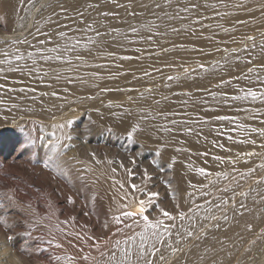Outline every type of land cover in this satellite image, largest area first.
Masks as SVG:
<instances>
[{
	"label": "snow or ice",
	"instance_id": "6c2138e0",
	"mask_svg": "<svg viewBox=\"0 0 264 264\" xmlns=\"http://www.w3.org/2000/svg\"><path fill=\"white\" fill-rule=\"evenodd\" d=\"M30 7L26 9L28 16H32L35 11L39 19L33 17L31 28L29 29L28 17H21L22 23L19 24L18 30L20 35L12 39L10 42L0 40V44H8V47L0 48V111L6 114L32 113L36 114L37 107L42 112L51 113L54 118L56 110H63L66 105L73 103H82L84 99L93 100L97 97L88 96L75 100H69L67 96L60 95L54 89L51 81L71 83L73 79L80 83H86L82 76H65L62 75L58 67L54 65H67L68 70L75 72L81 65L93 66L97 68H122L124 61H137L142 63L141 57L147 53L148 58L153 56L159 58L161 53L170 54L173 50L183 51L189 54H198L192 58V63L188 64V58H182L179 65L183 69V77L171 76L167 77L168 81H176L177 86H182L186 81H204L208 80L211 85L215 80V90L208 85H202L197 92L202 91V95H195L192 92H181L176 95L186 97L178 102L186 109L182 114L177 112L169 113L167 109L163 110L165 118L171 116H181L179 119H171L172 127L165 125L160 126L157 130L166 133L174 142L177 135H183L188 138H194V142L203 148V151L197 150L192 152L187 147L176 148L178 153H186L188 163L186 168L189 172L195 173L204 180L215 175L218 180L235 182L234 188L225 186L218 189L227 195L229 192L232 196L225 199L224 196L217 197L216 200H205L204 204L197 203L193 197L200 192L202 197H207L211 193L203 191L198 184L203 181L191 182L187 184L185 194L188 197L187 211L181 210L185 201L183 198L176 201L175 211L177 215H173L169 211L160 207L155 203L153 198L158 193L149 189V182L152 177L147 169H143L142 179L140 183L126 182L124 180H114L113 184L120 193L119 199L113 198L115 208L111 219L102 225V228L108 229L112 233V239L100 241L95 236H89L81 231H77L76 224H69L67 220L58 221L52 227L61 237L73 238L81 244V255L61 257L55 256L54 259L59 262L67 259L68 264H169L171 257L177 256L178 253L184 251L182 245L191 242L193 239L200 240L202 237L198 235L207 230L200 221L217 222L214 227H219V221L228 222L227 207L231 202L236 200V189L240 188V179H247L257 173V169L264 171V163H260L256 167H248L246 172H240L236 167L237 164L243 163L248 165L254 164L253 158L264 160V31L259 32L261 39L257 41L254 35L243 34L240 39L235 38V34L243 27L257 24L256 18L251 13L259 11L261 17H264V2L260 3L257 9L248 6L249 0H160L152 5H144L137 3V0H27ZM176 5L174 11H168ZM152 7L154 11L155 21H149L147 24H141L136 27L128 22L127 19L122 20V24H115L121 17V13L116 10H123L124 14L137 17L138 13L135 8ZM223 7L231 9V11H219ZM59 9V11H57ZM201 9L212 10L214 15L211 19L225 20L228 18L229 26L220 23L205 24L204 21L209 19L201 12ZM155 10H161L163 14ZM241 12L249 14V18L237 19L234 22L230 18L239 16ZM181 22L179 27L175 26V22ZM4 22V17L0 16V23ZM28 31L25 34V30ZM163 29V30H161ZM205 30L210 34L204 35ZM227 39H220V34ZM170 34L185 37H195L206 43H214L217 45L214 50H205V47L193 45L187 46L186 43H177L171 41V48L161 47L157 41V37H167ZM31 37V39H29ZM132 37H135L133 39ZM235 44L236 47H229L228 44ZM131 45H145L144 48L136 47L133 49L139 55H118L110 49H127ZM152 45L160 47V52L150 50ZM223 45V46H221ZM21 48L24 50L22 51ZM32 49V51H28ZM218 53L219 58L210 61H203L199 57L212 56ZM73 57L78 64H73ZM93 60L104 58L111 61V64H94L89 65L88 59ZM45 65L48 70H45ZM241 65L244 67L241 68ZM170 66V65H168ZM246 68V71L244 70ZM156 72H162V69L156 68ZM236 71L238 74L229 76L228 74ZM127 72L111 73L110 78L115 79L120 75H126ZM94 80H103L98 73L89 74ZM133 79H141L135 73H132ZM144 77L151 76L147 70L143 71ZM227 77V78H226ZM211 78V79H209ZM36 84H45L47 89L52 91H41L37 95V90L28 81ZM167 87V85H165ZM259 86V87H257ZM97 87V85H93ZM109 88H101V93L110 91ZM117 91H129V89L117 88ZM65 93L68 88H64ZM151 92V89H147ZM47 97L52 101V105L45 107L44 104H38V101H44ZM142 99H147L141 93ZM210 98V99H209ZM131 99V97H129ZM165 102L169 101V97L164 96ZM30 102L25 104L24 102ZM59 102V103H57ZM160 104V101H156ZM34 105L36 107H34ZM107 107L111 108L109 103ZM192 108L193 111H187ZM199 113V114H197ZM213 113V115H205ZM7 115L5 116V119ZM35 123V121H34ZM69 119L65 123H53L51 127L54 130L63 131L66 126L72 125ZM19 127V126H18ZM139 125L133 127L132 132L128 133V139L132 140V133L137 131ZM23 132V127H20ZM41 133L45 132V128L41 125ZM87 132L88 129H85ZM54 139H49L46 146L49 150V163L45 167L51 168L55 163L56 167L52 171L57 175H66L65 168L58 162L62 158L63 149L67 145L62 144L63 140H72V136L64 134L57 136L56 131L50 133ZM40 141L45 140L42 134ZM225 141V142H222ZM37 138L28 137L27 145L35 147ZM183 143V142H181ZM232 145H236L237 150L233 152ZM241 147L256 148L258 151L240 150ZM215 149H219L221 153L229 155L216 154ZM156 156H161V152L157 151ZM211 157L214 167L219 171H208L205 167H195L193 158ZM177 162L173 157L168 168L172 169ZM207 163V160H204ZM96 163H100L99 160ZM115 162L112 159L107 160V164L112 166ZM153 165L159 164L154 159ZM135 165V160L132 161ZM120 169H125L129 181L133 178L134 173L131 168H125L123 162L119 163ZM111 173H117L116 167L110 168ZM163 171V169H161ZM237 176L240 179H237ZM256 184H264V179L256 180ZM211 187H216V181H210ZM171 190V185H168ZM208 187V185H205ZM191 191H188V189ZM256 195L264 200V191L252 189ZM238 195L247 198L249 193L239 192ZM145 197L140 198L138 197ZM173 199H176V193L173 192ZM69 203L72 199L69 198ZM138 205L139 215L134 211H129L131 207ZM234 206V205H233ZM4 205H0L3 208ZM149 207L159 208L160 216L150 218L151 213ZM240 207L244 205L241 202ZM204 212V216H199V211ZM112 211V209H110ZM221 212L217 216L215 212ZM148 213V214H146ZM75 220V218H73ZM179 220L180 223H176ZM187 221V223H185ZM195 221V223H193ZM0 225L11 230L13 225L8 224L5 217L0 215ZM62 225H68V229ZM199 225V227H198ZM70 229V230H69ZM113 229H115L113 231ZM83 233V234H82ZM119 237V238H116ZM12 235L7 237L10 241ZM52 243V241H49ZM10 247V245L8 244ZM56 248H60L61 244L56 243ZM85 249H94L98 255H93ZM24 251V250H20ZM203 259V257H201Z\"/></svg>",
	"mask_w": 264,
	"mask_h": 264
},
{
	"label": "bare ground",
	"instance_id": "6f19581e",
	"mask_svg": "<svg viewBox=\"0 0 264 264\" xmlns=\"http://www.w3.org/2000/svg\"><path fill=\"white\" fill-rule=\"evenodd\" d=\"M25 2H27V0H0V16L4 17L5 22H12L15 19V17L18 15V13L21 11L19 9L20 5L22 3H25ZM122 2H124V0H122ZM155 2H160V0H155ZM211 2H214V0H211ZM229 2L231 3L232 0H229ZM262 2H264V0H249L248 6L251 8L257 9L259 4ZM65 3H67V0H65ZM137 3H142L144 5H152L153 0H137ZM22 6H23V4H22ZM175 7H176V5H174L172 8L167 9V10L168 11H174ZM135 10L138 13L137 17H135V18L132 17L131 15L126 16L124 14L123 10H116V11H119L121 13V17L119 20L114 21V23L119 24L124 28H127V25L122 24L123 19H127L130 24L135 25L138 28L140 27L141 24H147L149 21H155L156 23H160V21H156L155 16L152 15V12L154 11V9L152 7H148V8L136 7ZM218 10L221 12L231 11V9H225L223 7H220ZM57 11H59V9H57ZM155 11L160 12L161 15L163 14V12L161 10H155ZM201 12H203V14L205 16L210 17L209 19H206L204 21L205 24H208V23L216 24L219 21L220 23L225 24L226 27L229 26L228 18H226L225 20H219V18L211 19V17L214 15V12L212 10L205 11L204 9H201ZM251 16H254L256 18L257 24L241 28L235 34V38L237 40H239L241 35H243L245 33L248 35H254L256 37H260L259 32L264 31V17H261L260 12L257 10L255 12L251 13ZM34 17L36 19H39V17L36 16V13H35ZM244 18H249V14L246 12H241V14L239 16L232 17L230 19L232 22H234L237 19H244ZM180 23L181 22H179V21L175 22V26L179 27ZM2 26H3V24H2ZM30 28H31V26H30ZM161 30H163V29H161ZM27 31L28 30L26 29L25 34ZM6 32L5 31L1 32V30H0V40L10 42L12 39H14L20 35V32L18 33L17 31L16 32L18 34H13V35L12 34L7 35ZM13 33H14V31H13ZM8 34H10V33H8ZM209 34L210 33L207 30H205L204 35H209ZM132 38L135 39V37H132ZM219 38L220 39H227L226 37L223 36L222 33L220 34ZM29 39H31V37H29ZM156 39H157V41L161 47H167V48H171V43H170L171 41H175L177 43H186L187 46H189V47H191L193 45L202 46V47H205L206 51L209 49L214 50V48L217 46L214 43H206L202 40H197L195 37H187L186 38L185 35H183V34H181L180 36H175V35L170 34L167 37H157ZM258 42H259V40H258ZM221 46H223V45H221ZM228 46L229 47H236L237 45L229 43ZM5 47H8V44H0V48H5ZM136 47L144 48L145 45H131L129 48L124 49V50L116 49V48H112L110 50L115 51L118 55H139L138 53H135L133 51V49H135ZM21 50L23 51L24 49L21 48ZM150 50H154L155 52H160V47H157L156 45H152ZM28 51H32V49H28ZM197 55L198 54H194V53L189 54V53H185L183 51L173 50V52L170 54L161 53L159 58H157L155 56L148 58V54L145 53L141 57L142 63H139L135 60L117 62V63L123 64V67L119 68V69L114 67V66L105 69V68H97V67H93V66H87L86 67V66L81 65L77 68V70L75 72H73V71L68 70L69 66H67V65H54V66L59 68L62 75L72 76V77L82 76V77H84V79L86 81V83H80L79 81L73 79V81L71 83H67V84L64 83L63 81H60V82L51 81V83H53L54 89L58 92V94L67 96V98L69 100H75L77 98L88 97V96H93V97H97V98L93 99V100L84 99L82 103H73L71 105H66L63 110H56L55 111L54 118H53V115L51 113L42 112L39 107H37L36 114L22 113V112L21 113L13 112L11 114H6L5 112L0 111V136L11 133V130L6 128L10 125L15 126L16 128H19L20 126H25V127L28 126L29 127L31 125H32L31 127H33V125H34V127L37 126V127L41 128V125H43L45 128V132L47 134V137L49 139H54L50 135V133H52L54 130L51 127V125L53 123H65L69 119H71L72 122H75L76 120L74 121V119L75 118L77 119V117H78V116L74 117L75 113L78 115V112H82V111L84 112L86 110L87 111L88 110L89 111L95 110L96 112H94V113L96 114V117L99 120V123L97 122L98 126H99V124H102L105 126H111V127L113 126V128L121 130L125 126L132 124L133 121L135 120L136 121L135 125H139L141 135H144L147 138H154V137H157L159 135H161L164 138H171L166 133H163L162 131H158L157 129L160 126L154 125V122H152V121L143 122V120L147 117L146 114H148V113L146 112V114H145L143 111H139L138 108H135L137 106V105L135 106V104H139L137 106L139 108L148 107V105H150L152 103L154 96H156L159 93V91H168V90H170V89L172 90L174 88L183 89L181 92H184V93L192 92L193 94H195L197 96L202 95L203 94L202 91L197 92V89L201 88L202 85H208L207 79L204 81H197L195 83L192 81H186L182 84V86H179V87L177 86V82H176V85L165 83L168 81L167 77L169 75L174 76V77L175 76H181V78L183 77V69L179 67V65L182 63V58H188V64L184 65V67L187 68L192 63V58L197 57ZM219 55L220 54H218V53H214V55H212V56L199 57V59L207 62V61H210L213 59H218ZM86 58L88 59L89 65L111 64L112 63L111 61L104 59V58L95 59V60H93L91 57H86ZM78 63L79 62L75 61V59L73 57V64L75 65ZM168 65H170V66H168ZM44 67H45V70H48L47 65H45ZM243 67L244 66L241 65V68H243ZM156 68L162 69V72H156L155 71ZM144 70H147L148 72H150L151 76L144 77L143 76ZM244 70L246 71V68ZM93 72L98 73L101 77H104V79L103 80H94L89 75L90 73H93ZM116 72H127L128 74L120 75L118 78H115V79L110 78V74L116 73ZM133 72L135 73V75L137 77H142V78L141 79H133V75H132ZM234 73H235V71L229 73L228 75L232 76ZM237 74L238 73L236 72V75ZM209 79H211V78H209ZM48 82L49 81H46L43 84H36L30 80L28 81V83H31L32 86L36 88L37 95H39V93L41 91H52L53 90V89H47L45 87V84ZM215 82L216 81L213 80L211 85H208L212 88V90H215V87H213V84ZM94 84L97 85V87H93ZM165 85H167V87ZM65 87L68 88L67 93H65L63 91V89ZM257 87H259V86H257ZM101 88H109L111 90L101 93L99 91ZM117 88H120V89L127 88V89H129V91H123V92L117 91L116 90ZM193 88H195L196 90L193 91L194 90ZM147 89H151L152 91L149 93L146 91ZM181 92H177V93H181ZM141 93H143L144 96H147L146 100L141 98ZM177 93H175L171 97H169V100L171 99L172 102H178L181 99H186V97L176 95ZM127 94H129L130 96ZM126 95L128 97H131V99H129ZM24 103L28 104L30 102L26 101ZM52 103L53 102L48 100L47 97L44 98V101H38V104H44L45 107L51 106ZM57 103H59V102H57ZM109 103L112 104L111 108L107 107V105ZM158 105H161V104H158ZM34 107H36V106L34 105ZM91 113H92V111H91ZM85 114H86V112H85ZM85 114H82V115H85ZM6 115H7V118L5 119ZM79 115H81V113ZM87 115L89 118L88 113H87ZM92 115H90V116L95 118V115L94 116H92ZM142 115H144V116H142ZM205 115H213V113H207ZM80 117H79L78 121H81ZM88 118H87V120H88ZM92 120H91V123H92ZM34 121H35V123H34ZM87 124H88V121H87ZM94 127H96V126H94ZM168 127H171V126H168ZM68 128H69V126H66L65 129H63V131H60V130H57V131L54 130V131H56L57 136H62L64 134H67L66 133L67 131H69V132L71 131V126H70V130ZM99 128H100V126H99ZM51 129H53V130H51ZM36 132L38 134L40 133L38 131H36ZM83 132H85V131H83ZM89 132H91V131H89ZM176 138L181 140L180 143H176V148L187 147L192 152L196 151V150H200V151L204 150L203 148H201L200 145H197L194 142V138L190 139V138L185 137L183 135H177ZM45 140H46V138H45ZM66 142H67L66 140H63L62 144L66 145ZM181 142H183V143H181ZM222 142H225V141H222ZM67 144H68V142H67ZM110 144H111V142H110ZM41 145H43V144H41ZM44 145H46V143ZM231 147L233 148V152H235L237 150L238 146L232 145ZM79 148H81V147H79ZM92 148H93V146H92ZM176 148H175V150H176ZM31 149H32V147H31ZM43 149H45V147H43ZM65 149H67V148H65ZM82 149H84V148H82ZM88 150H90V149H87V151ZM240 150L258 151V149H256V148H250L249 149L246 147H241ZM214 151L216 154L229 155L228 153H221L219 149H215ZM46 152L48 153V151H46ZM46 152H43V154ZM69 152H70V150H69ZM71 153H73V152H71ZM71 153L69 154L70 156H71ZM64 154H67V156H68V153L64 152ZM171 155L172 156L169 157V159L167 160V164L171 163L172 157H175L177 160V162L174 164L173 168L170 169V171L174 173L176 180H177V183L173 187V188H175V193H176V191L178 194H179V192L185 191L189 181H191V182L203 181L202 184H198V187H200L203 191L210 192L211 194L207 197H202L200 192H197L195 194V196L193 197V199L197 203L204 204L205 207H207V204H205V200H216V198L220 197V196H224L225 199H228L229 197L232 196L231 192H229L227 195H225L223 192L219 191L218 189H222L225 186H227L229 188H234L235 182L229 183V181H225V180H218L217 181V178L215 177V175L209 177L208 180H204L203 177H199L195 173H191L187 170L186 164L188 163V160H187V154L186 153H178L177 151H174L171 153ZM65 157H66V155H65ZM65 157H63L64 160H65ZM69 157H67V158H69ZM71 157L75 158V156H71ZM104 157L105 156H103V159H104ZM73 158H69V161H70L69 164L72 163V164H74V166H75V164H77V166H78V161H80L81 159L78 160V158L76 157L78 161L77 160L74 161ZM108 158L110 159V156H108ZM193 159L195 161V163H194L195 167H201L202 166V167H205L206 170L213 171V172L220 170L219 168L214 167V164H213V161L211 160V157L199 158V159L194 157ZM205 159L207 160V163L204 162ZM253 159L255 160L254 164L250 163L248 165H245L243 163V161H241V163L237 164L236 167L239 169L240 172H246L248 170V167H256L260 163H264V160H262L260 158H253ZM67 162H68V160H67ZM86 162H88V161H86ZM103 162H104V160H103ZM100 163H101V167L104 168L105 166L104 167L102 166L103 163L101 161H100ZM69 166L70 165H68V167ZM74 166L72 168H75ZM98 166L100 167L99 164H98ZM93 168L88 166V165L83 166V169L86 172L85 173L86 178L89 180V183L90 182L99 183V182H102L104 180H111V181L125 180V179H123V177H121L119 175L117 176V175L111 173V171H110L111 167L110 166H108V168L102 169V170H98L96 167L95 168L97 170H95ZM237 179H240V178L237 176ZM258 179H264V171H261L260 169H257V173L254 174L253 176H251L250 178L240 179L241 187L236 189V192H237L236 200L234 202H231L227 207V215L229 217L228 222L225 223L224 221L220 220L218 222L220 226L217 228V227L213 226L217 222L201 220L200 223L204 224V228L207 230L206 235L204 234V230H201V232H199L198 235H201L202 238L200 240L193 239L191 242L182 245L181 247H183L184 251L182 253H178L177 256H175V257H171L169 259V264H264V200H262V198L260 196L256 195L255 192L251 191L252 189H257L258 191H264V184H260V185L256 184V180H258ZM210 181H216V187H211ZM75 182H77V181H75ZM249 183L251 185L248 188L244 189V187H246V185ZM205 185H208V187H205ZM93 190H95V189H93ZM188 190H191V189L189 188ZM241 191L249 193L248 197L245 198V197L238 195V193ZM96 192H97V190H96ZM119 195H120V193H118L114 197H116L118 200ZM178 197H179V195H178ZM183 200L185 201V204H184V207L182 208V210L187 211V203H186L188 200L187 195L183 198ZM241 202L244 205L243 208L240 207ZM174 205H175V203H174ZM109 206L112 209V211H111L112 214H114L115 208H114L113 203H111V205H109ZM168 207L166 209L170 210L173 207V205H172V207H169L170 209ZM173 208H175V207H173ZM126 210L134 211L137 213V215H139L138 205L136 207H131V208L126 209ZM172 210L173 209H171V211ZM174 213H173V215H174ZM175 214H177V213H175ZM198 214L201 217L204 216V212L202 210L199 211ZM215 214L217 216H220L221 212L217 211V212H215ZM155 216H157V215L153 214V217H155ZM45 217H44V219H45ZM153 217H150V218H153ZM185 223H187V221H185ZM193 223H195V221H193ZM45 225H46V223H45ZM198 227H199V225H198ZM0 234H2L1 231H0ZM60 241H61V239H60ZM73 244L71 243L70 245H73ZM21 246H23V245H21ZM72 247L73 246H71V248ZM42 254H41V256H42ZM28 255H30V254H28V252H27V259H26L27 262H28V258H29ZM39 255H40V253H39ZM201 257H203V259H201ZM32 261H33V259H32ZM61 263L62 264H68V261H67V259H63V260H61Z\"/></svg>",
	"mask_w": 264,
	"mask_h": 264
},
{
	"label": "rangeland",
	"instance_id": "374dc122",
	"mask_svg": "<svg viewBox=\"0 0 264 264\" xmlns=\"http://www.w3.org/2000/svg\"><path fill=\"white\" fill-rule=\"evenodd\" d=\"M22 4L19 8L22 12L20 11L21 13L19 12L12 22H2L4 27L0 23L1 32L7 31V35L18 34V26L22 23L21 17L25 16H27L28 21H30V28L35 11L32 16H28L26 9L30 7V4L27 2ZM260 39L261 37H257V41ZM235 75L236 71L232 76ZM165 83L176 85V81H167ZM215 83L213 84V87H215ZM193 89V91L196 90L195 88ZM182 90L183 89L174 88L168 91H159V93L154 96L152 103L148 105V107L139 108L137 107L139 104H135V106L137 105L135 108H138L139 111H143L145 114L146 112L148 113L146 114L147 117L143 120V122L152 121L154 122V125L172 127L170 120L179 119L181 116L173 117L169 114L168 117L165 118V115L162 114L163 110L167 109L169 113L177 112L182 114L186 109L179 102H172L171 99L168 102H165L162 97H171L173 94L181 92ZM156 101H160L161 105H158ZM187 111L192 112L193 109L188 108ZM94 112L96 111L86 110L84 112H78V115L75 113L74 117H78L77 119H74V121H76L72 123L71 131L66 132L72 136V140H66L68 142V144L66 142L67 149L64 148L63 150V152L68 153V156L67 154H63L64 156H62L60 161H58L64 168H66V175H57L56 172L52 171V168H55L56 166L55 163L52 164L51 168L45 167V164L49 163L48 157L50 153L48 147L44 144L49 138L47 137L46 132L41 133V131H39L40 127H34V125L33 127H31L32 125L29 127L20 126L24 129V131L21 132L19 129L20 127L16 128L15 126L10 125L11 127L8 126L6 128L10 129L11 133L0 136V205H4L3 208H0V215L5 217L8 224L13 225L11 230H8L3 225H0V231L2 232L0 235H4L3 237L10 245L11 249L15 250L17 254L24 257V264H62L61 261L57 262L54 257H69L71 255L79 256L82 254L80 252L81 244L78 241L73 238L61 237L54 231L52 226L58 221L67 220L69 224H76L77 231H81V226H83L84 233L89 236L99 238L101 242L113 238L112 233L109 232L108 229L102 228V225L110 220L113 215L110 211L111 208L109 205L113 203L114 196L118 194L116 190L118 186H115L111 180H104L99 183H89V180L85 175L86 172L83 169L84 165H88L92 168L94 167L93 169L95 170L106 169L109 166L107 164V160L109 159L108 156H110V159L115 162V164L110 167L117 166V173H115V175H119L125 179L124 181L132 183H140L143 169H147L152 177L149 182V189L158 193V196L153 198V200L157 204L160 203V207H165L164 209L166 211L168 210L166 209L168 206L172 207L173 205V207H175L174 203L176 204L177 200L186 196L185 191L179 192V194L176 191V199H173V192H175V188L173 187L177 183V180L174 173L168 168L167 164V160L172 156L171 153L176 151V143H180V139L175 138L174 142H166L171 141V138H164L161 135L154 138H147L146 136L140 134V129L138 128L137 131L132 133V140L130 141L128 139V133L132 132L133 127L137 126L135 125V120L132 124L125 126L126 128L124 127L121 130L113 128V126H105L102 124H99V128V120ZM80 113L81 115H79ZM87 113L89 114V118ZM82 114H85L86 116ZM90 115H95V118ZM79 117L81 118V121H78ZM95 122L98 123L96 124ZM68 129L70 130V127ZM85 129L89 130L86 132ZM35 130L40 133L38 134ZM80 130L85 132L82 133ZM41 134H44L46 142L39 140ZM29 135L37 138L36 148L32 147L31 149V147L27 145L26 142ZM43 147L47 149L45 150ZM68 147L71 148L69 149ZM87 149L90 150L87 151ZM46 151H48V153ZM157 151L161 152V156H156ZM43 152L46 153L43 154ZM70 153L71 156H75V158L77 157L78 160L81 159L82 161H78L77 158L75 159L71 157L69 155ZM103 156H105L104 159ZM63 157H65V160ZM67 157L73 158L74 161L77 160L78 166L77 164H75V166L72 163L69 164L70 161ZM154 159L159 161L158 166L151 163ZM97 160L101 161L103 163L102 166L105 167L102 168L101 163H99V167L98 163H96ZM133 160H135V165L132 164ZM120 162L124 163L126 169L131 168L133 170L134 176L130 181L125 169L119 168ZM67 164L70 165V168ZM72 165L75 168H72ZM161 169H163V171H161ZM168 185H171V190ZM250 185V183L247 184L244 189L248 188ZM69 198L72 199V203L68 202ZM139 198L145 197L141 196L138 197V199ZM173 207L171 208L173 209L172 211L170 208V210H168L172 214L175 212V208ZM148 211L151 213L150 217H153V214L157 215L155 217H159L161 215L159 208L149 207ZM175 213L174 215H177ZM73 218H75V220H73ZM176 223H180V221L177 220ZM62 226L65 228L67 227L66 229H68V225ZM114 230L115 229H113V231ZM9 235L13 236L10 241L7 240ZM49 241H52V243H49ZM59 242L60 244L62 242L63 243L60 248H56L55 245ZM69 243L74 244L70 245ZM71 246L73 247L71 248ZM20 250H24L25 252ZM85 251H90L93 255H98L94 249H85ZM27 252L30 254L28 255V262L26 260ZM5 264H7L6 258Z\"/></svg>",
	"mask_w": 264,
	"mask_h": 264
},
{
	"label": "clouds",
	"instance_id": "9594fccd",
	"mask_svg": "<svg viewBox=\"0 0 264 264\" xmlns=\"http://www.w3.org/2000/svg\"><path fill=\"white\" fill-rule=\"evenodd\" d=\"M24 264V257L8 246L3 235H0V264Z\"/></svg>",
	"mask_w": 264,
	"mask_h": 264
}]
</instances>
